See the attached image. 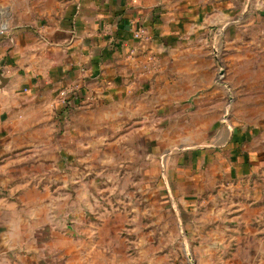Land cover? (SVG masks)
I'll list each match as a JSON object with an SVG mask.
<instances>
[{"label": "crops", "instance_id": "crops-1", "mask_svg": "<svg viewBox=\"0 0 264 264\" xmlns=\"http://www.w3.org/2000/svg\"><path fill=\"white\" fill-rule=\"evenodd\" d=\"M115 155L162 168L194 264H264V0H0V264L82 255L48 182Z\"/></svg>", "mask_w": 264, "mask_h": 264}, {"label": "rangeland", "instance_id": "rangeland-1", "mask_svg": "<svg viewBox=\"0 0 264 264\" xmlns=\"http://www.w3.org/2000/svg\"><path fill=\"white\" fill-rule=\"evenodd\" d=\"M118 157L95 160L88 174L63 181L60 194H53V178L48 182L50 200L61 201L63 229L70 228L84 249L61 264H194L197 242L185 235L179 211L167 201L160 163L153 176L148 160ZM78 215L82 221L71 227Z\"/></svg>", "mask_w": 264, "mask_h": 264}, {"label": "built area", "instance_id": "built-area-1", "mask_svg": "<svg viewBox=\"0 0 264 264\" xmlns=\"http://www.w3.org/2000/svg\"><path fill=\"white\" fill-rule=\"evenodd\" d=\"M146 34V32L144 31V29H139L135 32V36L137 37H144ZM77 89V85L76 84H72V85H69L67 87H65L64 89H62L60 91V94H59V99H60V102L64 105H67L69 102V97L72 95V93ZM72 98V97H70ZM93 101V98H88L86 100V102H92Z\"/></svg>", "mask_w": 264, "mask_h": 264}, {"label": "water", "instance_id": "water-1", "mask_svg": "<svg viewBox=\"0 0 264 264\" xmlns=\"http://www.w3.org/2000/svg\"><path fill=\"white\" fill-rule=\"evenodd\" d=\"M1 81H2V79H1Z\"/></svg>", "mask_w": 264, "mask_h": 264}]
</instances>
